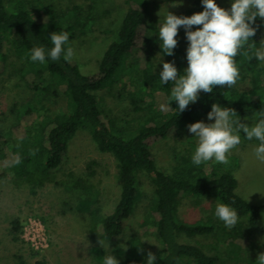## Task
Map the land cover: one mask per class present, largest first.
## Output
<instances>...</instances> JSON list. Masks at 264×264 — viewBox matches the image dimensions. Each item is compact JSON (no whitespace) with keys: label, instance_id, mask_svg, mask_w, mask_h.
<instances>
[{"label":"trees","instance_id":"16d2710c","mask_svg":"<svg viewBox=\"0 0 264 264\" xmlns=\"http://www.w3.org/2000/svg\"><path fill=\"white\" fill-rule=\"evenodd\" d=\"M69 1V14L73 19L70 24L51 4H43L41 0H0V74L7 58L4 50L7 43L11 52L22 60L18 72L26 85L38 90L37 84L48 78L61 89L68 107L65 112L41 114L38 120L23 129L18 138L8 136L0 142V162L5 163L0 179L9 171L12 184L26 186L32 194L49 183L68 191H79L74 208L89 237L107 242L124 237L127 222L143 194L141 187L147 183L151 191L150 203L139 228H152L159 242L154 264H216L220 253L227 259L238 261L243 250L236 239L244 237V233H251L250 230L264 233V205L249 202L239 195L237 179L225 164L212 160L196 166L191 155L175 152V164L169 173H165L156 166L151 147L174 130H182L181 135L187 138V125L211 111L213 103L235 109L240 119L253 117L255 112L264 108V65L255 58L247 60L238 54L235 59L241 75L237 84L232 88L216 86L212 93L201 92L195 103H190L184 112L179 113L178 102L170 101L172 82L161 84L159 76L165 61L174 62L178 74H183L186 68L182 48L185 29H178L174 54H162L158 39L161 23L153 15L151 0H115L122 7L123 15L115 36L108 41L97 60L95 73L83 74L77 63L73 59L65 61L63 54L58 61L47 57L44 64L31 61L29 54L33 47L43 46L46 52L54 47L50 39L52 32H68L69 42L65 47H71L74 40L92 30L93 18L80 21L78 1L83 0ZM31 2L39 9L33 10ZM200 3L202 0H193L178 16H191ZM257 25L252 41L259 47L264 39V21L259 17L252 26ZM141 28L144 32L138 44ZM246 50L247 47L242 51ZM132 73L134 76L130 77ZM28 74L33 79L25 80ZM122 76L129 80H122L120 96H124L130 109L143 113L134 127H117L111 119L107 122L101 120L102 108L97 94L112 88ZM158 96L163 98L160 103L156 102ZM162 104L166 110H161ZM32 109L34 107L30 104L20 105L16 118ZM80 129L88 130L97 150L111 155L115 161L118 197L111 211L105 214L100 213L99 176L91 165L95 162L86 165L85 176L70 173V180L66 182L56 179V171L69 149V141ZM16 158L20 163L11 164ZM187 196H212L219 203L229 204L237 210L238 223L225 229L212 216L192 222L180 220L177 209ZM9 231L14 240L20 239L18 218L10 220ZM208 235L215 236V241L200 242L199 237ZM182 238L192 242L182 241ZM126 240L131 253L122 255V251H116L114 256L119 264H146L139 238L130 236ZM93 250L97 253V260L103 262L104 251ZM245 259V264H256L255 257L245 256ZM33 264L48 263L39 259Z\"/></svg>","mask_w":264,"mask_h":264},{"label":"rangeland","instance_id":"374dc122","mask_svg":"<svg viewBox=\"0 0 264 264\" xmlns=\"http://www.w3.org/2000/svg\"><path fill=\"white\" fill-rule=\"evenodd\" d=\"M192 1L151 0L153 15L160 24L168 11L177 16L181 15ZM41 2L51 4L58 14L64 15L66 23L73 22L69 14L71 8L69 0H41ZM175 3L177 6L173 7ZM216 3L220 7L230 9L232 0H216ZM78 4L80 21L85 22L88 17L94 20L92 21V30L73 41L71 45L74 52L72 59L83 74L90 75L96 72L97 60L102 55L108 41L115 36L123 9L115 0H83L78 1ZM30 6L33 10L39 9L34 2H31ZM203 10L201 4L196 12ZM197 27H202V25L193 26V30H196ZM105 31L108 32L105 33ZM143 32L144 30L141 28L138 44L142 39ZM183 37L185 39L182 46L183 59L187 67L186 52L189 42L186 39L185 31ZM4 50L7 58L3 72L0 74V142L8 136L14 139L18 138L23 129L38 120L43 113L53 114L65 112L68 109L66 98L61 93V89L50 82L48 78L37 84L38 90L26 85L18 72L22 60L11 52L7 43L4 45ZM132 74L130 77L134 76V73ZM31 79L33 77L30 74L25 78V80ZM122 80L127 82L129 79L127 76H122L121 81L114 84L112 88L98 92L97 98L102 108L101 120L107 122L111 119L117 127H134L142 118L143 113L130 109L124 96H120ZM130 86L128 83V87ZM162 101L161 96L156 98L157 103ZM26 103L33 106L34 109L16 118V110L20 108V105ZM245 118L249 120H245ZM245 118H241V121L251 124L252 117ZM197 121L214 123V118L209 121L207 114H202ZM182 132V130L171 131L151 147L156 166L165 173H169L175 164V152L193 155L197 138L190 132L187 133L189 136L186 138V135H181ZM241 141V144L228 156L229 163L225 166L237 179L236 191L239 195L249 202L264 205V195L261 194L264 193V163L260 162L254 154V149L259 142L255 139L247 140L243 132H241ZM10 158L13 157L10 156ZM91 161L95 162L91 165L97 170L99 176L100 213L105 214L111 211L118 197V186L115 182V161L111 155L100 153L97 150L88 130H78L69 141V149L60 168L56 171V179L66 182L70 180V173L73 176H85L86 165ZM2 164L5 163L0 162V171L3 170ZM5 174V177L0 179V264H33L39 259H44L48 264H103L102 261L97 260V253L93 248L104 251L105 255L112 253L114 256L116 251H122V255H127L131 253L130 244L126 240L130 236L139 238V244L142 245L141 253L145 255L146 261L147 253L151 251L155 254L159 248V242L153 229L139 228V223L150 203L151 191L147 183H143L141 187L143 194L132 217L127 222L128 226L124 237L119 241H104V249L100 246L99 239L89 237L81 222V217L75 211V197L78 196L79 191H68L62 186L49 183L32 194L26 186L12 184L11 172L6 171ZM217 203L219 202L212 196L201 198L187 196L181 200L177 216L180 220L188 222L212 216L219 225L228 229L214 214ZM29 217L38 219L44 226L48 242L44 249L33 250L22 240L21 236L20 239L14 240L10 234L11 219L18 218L22 227ZM262 218L264 224V208ZM250 231L249 234L244 233V237L241 239H236L243 250L238 261L227 259L223 253H220V260L216 264H245V256L257 258L259 253L264 252V242H262L264 233ZM215 238L213 235H208L199 237V240L206 244L214 242ZM181 240L192 242L187 238ZM121 244L126 245V250L119 247ZM123 257L125 256L121 258Z\"/></svg>","mask_w":264,"mask_h":264},{"label":"clouds","instance_id":"9594fccd","mask_svg":"<svg viewBox=\"0 0 264 264\" xmlns=\"http://www.w3.org/2000/svg\"><path fill=\"white\" fill-rule=\"evenodd\" d=\"M202 5L204 10L191 16H177L168 11L159 26L162 54H174L180 27L185 29L189 42L186 52L188 66L183 74H178L174 62L165 61L159 76L161 84L172 82L170 101L178 102L179 113L184 112L190 103H195L201 92L212 93L216 86L234 87L241 75L235 59L238 54L247 60L255 58L264 65V39L259 47L252 41L259 27L252 25L257 17L264 21V0H232L230 9L220 7L216 0H202ZM175 6L177 3L173 4ZM201 25L193 30V26ZM50 39L54 47L47 52L43 46L33 47L29 54L31 61L44 64L46 57L58 61L62 54L65 61H70L74 55L73 49L65 47L69 42V33L52 32ZM245 47L247 50L242 51ZM161 110H166V106L162 104ZM207 117L209 121L214 118V123L197 121L187 125L188 131L197 138L191 157L194 165L212 160L228 164V156L242 142L241 132L247 140L259 142L254 154L264 163V108L253 114L251 124L242 122L235 109L222 108L218 103L211 105ZM19 163V158L11 161V164ZM214 214L229 229L239 220L237 210L225 203H217ZM99 244L105 249L103 240L99 239ZM119 247L126 250V245ZM155 260L156 255L149 251L147 264H154ZM103 264H119V261L110 253L105 256ZM256 264H264V252L258 254Z\"/></svg>","mask_w":264,"mask_h":264},{"label":"built area","instance_id":"2783aa9c","mask_svg":"<svg viewBox=\"0 0 264 264\" xmlns=\"http://www.w3.org/2000/svg\"><path fill=\"white\" fill-rule=\"evenodd\" d=\"M20 236L33 250L44 249L47 246V235L43 224L36 218L29 217L21 227Z\"/></svg>","mask_w":264,"mask_h":264}]
</instances>
